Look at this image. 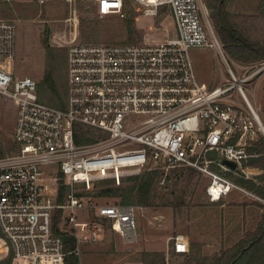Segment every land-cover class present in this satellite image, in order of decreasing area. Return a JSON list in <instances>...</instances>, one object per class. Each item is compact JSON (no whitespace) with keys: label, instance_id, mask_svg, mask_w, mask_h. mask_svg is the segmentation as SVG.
<instances>
[{"label":"built area","instance_id":"1","mask_svg":"<svg viewBox=\"0 0 264 264\" xmlns=\"http://www.w3.org/2000/svg\"><path fill=\"white\" fill-rule=\"evenodd\" d=\"M97 2L102 16L130 6L153 17L168 4L176 34L136 43L73 41L64 106L43 101L34 77L16 75L17 25L0 19V105L17 104V150L0 156V252L12 248L23 264L53 257L64 264V234L57 225L71 228L77 237L73 252L80 254L82 210L91 239L99 238L109 221L126 242L137 240L141 206L98 204L80 193L79 184L91 188L97 179H113L120 185L126 174H139L148 165L165 177L182 168L195 170L208 180L205 191L212 202L236 191L264 204L263 197L228 176H255L253 167L243 163L260 126L247 87L264 75V59L253 65L232 59L203 0ZM204 45L223 62V79L211 86L198 79L190 55L192 46ZM54 165L58 173L51 168L49 174L46 167ZM60 185L67 186L63 196ZM189 248L185 234L173 238V252Z\"/></svg>","mask_w":264,"mask_h":264},{"label":"rangeland","instance_id":"2","mask_svg":"<svg viewBox=\"0 0 264 264\" xmlns=\"http://www.w3.org/2000/svg\"><path fill=\"white\" fill-rule=\"evenodd\" d=\"M203 1L208 9L214 32L224 44L211 16V8L208 5L211 0ZM97 5V0H0V19L13 20L17 25L13 69L17 76L30 75L39 82V94L43 101L55 106L64 103L67 90V54L73 41L136 43L162 40L176 34L168 4L161 5L159 13L153 17L141 15L130 6H127L123 13L102 16L98 13ZM227 8L231 13V21L243 36L250 41L264 43V0H227ZM224 48L232 59L245 65H253L262 60L245 62L234 57L225 44ZM190 55L201 82L211 86L223 79L220 68L223 62L213 47L192 46ZM46 71L52 74L53 88L44 81ZM254 85L255 82L247 87V95L257 108L264 124V111L259 106L264 77L257 83L255 96ZM16 120L17 104L14 101L2 102L0 148L4 155H10L17 150L14 140ZM257 127L254 139L258 137V133L264 134L259 124ZM151 166L148 165L146 170L151 169L153 167ZM51 168L54 174L58 173L57 165L46 167V171L49 173L48 170ZM132 175L135 173L126 174L120 185L131 184L132 181L127 180V177ZM102 180H95L91 188H84L83 184H79L80 193L98 204L120 202V197L99 194L102 188L117 185L104 183ZM207 182L206 178L199 173L196 174L185 193L181 194L186 204L177 212L172 205L163 204L162 201L153 206L131 203L142 207L136 210L138 238L134 242H126L109 221L105 222L102 235L97 239H91L83 228L86 212L79 211L77 229L79 233L81 232L79 254L81 264L132 262L143 264L141 253L145 250L156 251L155 248L157 251L165 252L169 264H182L184 255L172 251L173 238L176 235L185 234L189 245L199 244L206 254L212 255L218 252L223 244L228 247L231 242L227 241L229 237L235 240L257 225L255 221L248 219V214L254 213V208L252 210L247 206L252 204V200L242 193L233 191L222 199L221 203L214 204L205 191ZM183 184L184 180L181 178L178 181L172 177L167 186L160 191L167 195L171 191L180 193ZM174 199L172 196V201H175ZM3 246L6 245L3 243ZM5 255L6 252H0V258Z\"/></svg>","mask_w":264,"mask_h":264},{"label":"trees","instance_id":"3","mask_svg":"<svg viewBox=\"0 0 264 264\" xmlns=\"http://www.w3.org/2000/svg\"><path fill=\"white\" fill-rule=\"evenodd\" d=\"M211 8V16L214 21L215 28L229 49L231 54L239 60L252 62L264 59V43L259 41H250L249 38L243 36L238 27L231 21V13L227 8V0H211L208 2ZM131 33L132 30H131ZM44 81L50 87H54L52 74L46 71ZM61 106H64L62 102ZM79 140V139H77ZM80 141V140H79ZM247 151L250 154L244 161V166L257 167L261 169V173L253 178H247L241 175H233L228 172V176L238 184L254 191L256 194L264 198V134L258 133V137L252 140L247 146ZM0 156H4L3 150L0 148ZM198 174L190 168H182L179 171H174L171 174L165 175L160 169L151 168L143 173L135 174L127 177V180L132 181L129 185H112L102 188L99 191L103 196L120 197L122 203H142L146 206L157 205L160 201L166 205H172L175 211L181 210L186 204L183 197L186 188L192 182L194 176ZM172 177L181 178L184 184L180 193L171 191V195L161 193L160 190L167 186L168 181ZM165 178V183L161 181ZM123 178L122 181H124ZM62 181V179H61ZM104 183H115L113 179H103ZM66 190L65 185H60V195L63 196ZM172 196L175 201H172ZM222 200L212 202L214 204L221 203ZM263 208L262 216L257 222V225L245 234L232 240L231 237L227 240L231 241L228 247L223 244L218 252L212 255L206 254L201 245L192 243L189 251L184 253H176L184 255L182 264H264V204L258 201L252 202ZM59 219H57V223ZM56 229L64 234V251L66 252L64 264H81L80 255L73 252L77 247V237L72 233L71 228L65 226L61 230L59 226ZM141 261L143 264H167L166 254L163 251L145 250L141 253ZM0 264H23L19 260L12 248L3 257L0 258Z\"/></svg>","mask_w":264,"mask_h":264},{"label":"crops","instance_id":"4","mask_svg":"<svg viewBox=\"0 0 264 264\" xmlns=\"http://www.w3.org/2000/svg\"><path fill=\"white\" fill-rule=\"evenodd\" d=\"M264 75L261 77L263 78ZM259 78L256 82H255V88H254V95L256 94V88H257V83L258 81L261 79ZM264 111V86L261 90V100H260V105ZM259 113V112H258ZM260 116V114H259ZM260 119H261V116H260ZM262 121V120H261ZM253 171L255 172V175H258L261 173V169L257 168V167H253ZM254 202V201H252ZM259 202V201H258ZM248 207H250L252 210L254 208V213H250L248 214V219L249 220H252V221H255V223L259 222L261 216H262V213H263V208H261L260 206L256 205V204H250V205H247ZM250 216H251V219H250ZM154 250H158L157 248H155ZM45 262H48V264H61L59 262V260H56V259H46L45 261L42 262V264H45Z\"/></svg>","mask_w":264,"mask_h":264},{"label":"water","instance_id":"5","mask_svg":"<svg viewBox=\"0 0 264 264\" xmlns=\"http://www.w3.org/2000/svg\"><path fill=\"white\" fill-rule=\"evenodd\" d=\"M259 122H260V126L262 128V131L264 132V125L262 124L261 120H259ZM224 163H226L227 165L231 166L232 168H235L236 167V163L234 161L225 159L224 160Z\"/></svg>","mask_w":264,"mask_h":264},{"label":"bare ground","instance_id":"6","mask_svg":"<svg viewBox=\"0 0 264 264\" xmlns=\"http://www.w3.org/2000/svg\"><path fill=\"white\" fill-rule=\"evenodd\" d=\"M260 120H261V119H260ZM261 122H262V121H261ZM262 124H263V122H262ZM263 125H264V124H263ZM46 259H49V258H46ZM46 259L44 258L43 261H45ZM52 259H56V260H58L57 258H54V257H53ZM43 261H42V262H43Z\"/></svg>","mask_w":264,"mask_h":264}]
</instances>
